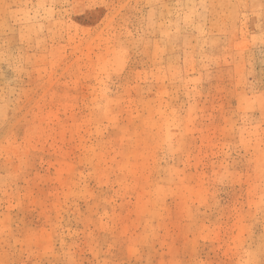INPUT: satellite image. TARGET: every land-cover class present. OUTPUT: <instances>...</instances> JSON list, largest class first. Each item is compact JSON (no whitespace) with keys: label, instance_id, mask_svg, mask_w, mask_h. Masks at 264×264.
Here are the masks:
<instances>
[{"label":"rangeland","instance_id":"374dc122","mask_svg":"<svg viewBox=\"0 0 264 264\" xmlns=\"http://www.w3.org/2000/svg\"><path fill=\"white\" fill-rule=\"evenodd\" d=\"M0 264H264V0H0Z\"/></svg>","mask_w":264,"mask_h":264}]
</instances>
